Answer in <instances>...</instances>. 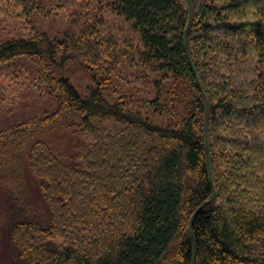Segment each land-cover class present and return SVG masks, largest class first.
Segmentation results:
<instances>
[{
  "label": "trees",
  "instance_id": "trees-1",
  "mask_svg": "<svg viewBox=\"0 0 264 264\" xmlns=\"http://www.w3.org/2000/svg\"><path fill=\"white\" fill-rule=\"evenodd\" d=\"M106 3L138 43L128 29L116 36L123 28L103 17L96 28H71L57 41L37 34L0 42V63L36 59L61 99L51 116L0 142V186L18 216L9 229L16 258L22 264H192L190 219L214 191L205 152L207 99L217 199L193 224L196 264H264V0H192L188 45L201 87L185 43L189 0ZM117 57L150 66L182 89L174 95L182 113L159 110L174 115L176 125L158 120L149 100H110L96 80L83 97L71 63L124 62ZM67 131L83 143L62 151L51 138ZM27 141L29 167L49 210L45 222L19 210L24 192L15 190L7 168L10 152ZM59 238L67 241L58 244Z\"/></svg>",
  "mask_w": 264,
  "mask_h": 264
},
{
  "label": "rangeland",
  "instance_id": "rangeland-1",
  "mask_svg": "<svg viewBox=\"0 0 264 264\" xmlns=\"http://www.w3.org/2000/svg\"><path fill=\"white\" fill-rule=\"evenodd\" d=\"M101 17L108 25L115 22L112 28L118 25L123 28L122 31H116V36L123 38L127 35L123 30L128 29V36L133 37L134 44L138 43V36L132 33L128 24L111 14L106 0H0V42L37 34H47L57 41L71 28H96ZM134 49H137V45ZM128 56L129 60H138L136 52L129 51ZM118 59L124 62L117 64L113 63L115 60H105L99 65H90L83 61L71 63V79L83 97H87L91 87L97 86L94 82L96 80L104 87L110 100L118 99L120 95L132 96L136 105L149 100L154 104L152 111L156 109V112L151 113L157 114L158 120L163 119L164 122L170 121L176 125L174 115L170 116V112L161 114L159 110L169 107L170 111L175 109L182 113L181 99L174 98V95H181L182 89H174L173 80L165 79L160 72H153L150 66H130L126 58ZM160 94L158 106L155 100ZM60 107V95L53 93L45 82L36 59L20 57L0 63V142L23 127L32 126L27 124H34L51 116ZM52 139L56 140L62 151H69L71 145L83 143L81 137L69 131L56 134ZM25 144L19 150L10 152V157L13 158L7 168H13L10 169L11 184H14L15 190L20 187L24 192L25 209L19 207V210L30 212V219L45 222L49 218L48 206L42 198L39 181L29 167L31 142L27 141ZM11 199L0 186V264H22L16 258L17 254L10 241L11 219L18 217L11 210ZM17 209L14 206L13 211L16 212ZM57 241L58 244H64L67 240L59 238ZM263 248L257 247V255L263 253Z\"/></svg>",
  "mask_w": 264,
  "mask_h": 264
},
{
  "label": "water",
  "instance_id": "water-1",
  "mask_svg": "<svg viewBox=\"0 0 264 264\" xmlns=\"http://www.w3.org/2000/svg\"><path fill=\"white\" fill-rule=\"evenodd\" d=\"M189 4H190V18H189V23L186 29V33H185V43H186V50H187V54L190 60V65H191V69L194 73V76L196 77L199 86L201 87L200 81H199V77L197 75V72L195 70L194 64L191 60V56H190V50H189V45H188V33L189 30L191 28L192 25V20H193V4H192V0H189ZM208 117H209V103L208 100L206 99V121H205V152H206V159H207V165H208V170H209V177H210V182L213 186V195L211 196V198L205 202H203L195 211V213L193 214V216L190 219V223H189V229H188V233H189V237L190 240L192 242L193 245V259H192V264H196V259H197V251H196V240L193 234V224L194 221L196 219V217L209 205L213 204L216 199H217V192L215 189V185H214V181H213V177H212V170H211V160H210V145H209V138H208Z\"/></svg>",
  "mask_w": 264,
  "mask_h": 264
}]
</instances>
